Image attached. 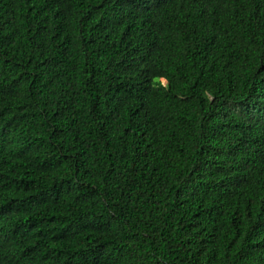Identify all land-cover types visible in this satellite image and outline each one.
I'll return each instance as SVG.
<instances>
[{
    "label": "trees",
    "instance_id": "16d2710c",
    "mask_svg": "<svg viewBox=\"0 0 264 264\" xmlns=\"http://www.w3.org/2000/svg\"><path fill=\"white\" fill-rule=\"evenodd\" d=\"M0 264H264V0H0Z\"/></svg>",
    "mask_w": 264,
    "mask_h": 264
},
{
    "label": "rangeland",
    "instance_id": "374dc122",
    "mask_svg": "<svg viewBox=\"0 0 264 264\" xmlns=\"http://www.w3.org/2000/svg\"><path fill=\"white\" fill-rule=\"evenodd\" d=\"M163 82H165V80L162 79Z\"/></svg>",
    "mask_w": 264,
    "mask_h": 264
},
{
    "label": "bare ground",
    "instance_id": "6f19581e",
    "mask_svg": "<svg viewBox=\"0 0 264 264\" xmlns=\"http://www.w3.org/2000/svg\"><path fill=\"white\" fill-rule=\"evenodd\" d=\"M172 68V67H171Z\"/></svg>",
    "mask_w": 264,
    "mask_h": 264
}]
</instances>
